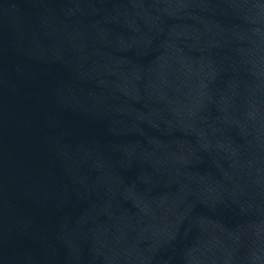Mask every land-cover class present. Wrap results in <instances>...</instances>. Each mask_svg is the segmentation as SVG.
<instances>
[{
    "label": "water",
    "instance_id": "water-1",
    "mask_svg": "<svg viewBox=\"0 0 264 264\" xmlns=\"http://www.w3.org/2000/svg\"><path fill=\"white\" fill-rule=\"evenodd\" d=\"M0 264H264V0H0Z\"/></svg>",
    "mask_w": 264,
    "mask_h": 264
}]
</instances>
